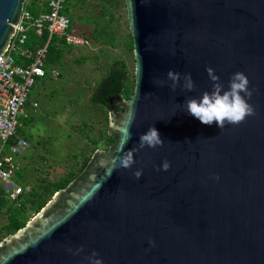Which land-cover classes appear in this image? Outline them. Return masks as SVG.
<instances>
[{
    "label": "water",
    "instance_id": "95a60500",
    "mask_svg": "<svg viewBox=\"0 0 264 264\" xmlns=\"http://www.w3.org/2000/svg\"><path fill=\"white\" fill-rule=\"evenodd\" d=\"M25 3L0 0V55ZM124 3L135 85L129 100H106L114 143L0 243V264H88L92 252L101 264H264V0ZM206 69L222 92L242 72L252 114L222 128L188 115L180 106L212 91ZM169 70L181 74L174 91ZM150 126L163 143L141 148Z\"/></svg>",
    "mask_w": 264,
    "mask_h": 264
},
{
    "label": "rangeland",
    "instance_id": "374dc122",
    "mask_svg": "<svg viewBox=\"0 0 264 264\" xmlns=\"http://www.w3.org/2000/svg\"><path fill=\"white\" fill-rule=\"evenodd\" d=\"M102 2L77 3L73 9L74 30L87 41L86 45L69 47L62 65L51 68L59 73L57 78L48 72L46 78L36 82L25 106L27 118L18 119L17 134L29 144L19 162L24 176L34 184L77 173L96 151L108 150L109 111L93 106L90 99L115 60L126 64L129 85H135L134 52L124 0H115V6L105 8ZM95 141L97 146L93 145ZM6 222V215H0V226Z\"/></svg>",
    "mask_w": 264,
    "mask_h": 264
},
{
    "label": "built area",
    "instance_id": "2783aa9c",
    "mask_svg": "<svg viewBox=\"0 0 264 264\" xmlns=\"http://www.w3.org/2000/svg\"><path fill=\"white\" fill-rule=\"evenodd\" d=\"M68 1L47 0L48 10L37 16L24 8L15 35L0 55V185L6 189L10 201H16L23 193L15 178L22 168L19 159L28 151L29 144L23 138L12 146L9 142L17 133L19 117L27 118L25 106L31 89L48 75L46 63L50 45L54 38L63 39L68 46L80 47L87 43L71 30V21L63 14ZM30 33L38 37L47 33L45 44L28 48ZM50 72L54 78L59 76L56 70Z\"/></svg>",
    "mask_w": 264,
    "mask_h": 264
},
{
    "label": "trees",
    "instance_id": "16d2710c",
    "mask_svg": "<svg viewBox=\"0 0 264 264\" xmlns=\"http://www.w3.org/2000/svg\"><path fill=\"white\" fill-rule=\"evenodd\" d=\"M80 1L81 0H69L66 5V9L63 12V14L71 21V26H73L71 28L72 31H75V16L73 14V9L76 8L77 3ZM102 1L101 5L103 8L115 6V0ZM41 4L44 6L41 7ZM26 8L34 16L48 10L46 2H41V0H27ZM77 35L82 37L80 34ZM47 36V33H45L42 37H38L34 33H30L27 47L34 48L43 46L47 40ZM130 39L131 49L133 50L131 35ZM69 47L70 46L66 45L63 39L54 38L50 45L46 69L49 70L54 66L62 65V61L66 53L70 52ZM133 91L134 86L131 87L128 82L126 64L123 61L115 60L107 70L105 77L99 82L95 93L90 99V102L93 106L105 110L108 106L106 103L107 99L119 97L124 100H129L133 95ZM17 133L15 137L10 140V146L14 145L19 139H21ZM106 135V142L110 147L114 143V140L107 132ZM97 144L98 143L95 141L93 145L97 146ZM90 159L91 157L83 162L79 172L68 173L64 177L53 182H48L44 179L38 184H34L30 180H27L23 174V170L21 169L15 178V182L17 185L22 186L23 193L16 201H10L6 189L3 185H0V215L5 214L7 217L6 224H2L0 226V243L25 228L26 225L51 201L57 192L65 189L84 170Z\"/></svg>",
    "mask_w": 264,
    "mask_h": 264
},
{
    "label": "clouds",
    "instance_id": "9594fccd",
    "mask_svg": "<svg viewBox=\"0 0 264 264\" xmlns=\"http://www.w3.org/2000/svg\"><path fill=\"white\" fill-rule=\"evenodd\" d=\"M206 71L212 81V91L210 93H203L199 99L186 100L180 107L188 115L197 119L201 124L212 125L215 122L218 128H222L225 122L235 125L243 121L246 116L252 114V108L245 99L246 97H251L252 93L248 89V80L242 72L237 71L233 73L229 78L227 90L222 92V85L219 83V78L213 75V70L206 69ZM165 79L172 82L169 87L174 91L177 82L181 80V74L169 70L166 73ZM182 79L183 89L189 92L192 91L194 81L192 80L191 74L184 73ZM155 82L158 86H163V82ZM147 95L149 94H145V96ZM138 139L139 147L141 148L145 146L155 148L163 143L158 131L153 126H150L144 133L140 134ZM132 164L133 159L131 153L121 160V166L124 168L130 167ZM168 168L169 164L165 161L162 163L160 170H167ZM134 175L138 179L141 173L137 171ZM215 179H218V177H215ZM149 244L152 245L151 240H149ZM67 251L76 255L82 251V247L76 249L75 252L71 248L67 249ZM96 256L97 253L92 252L85 259L88 261V264H101L99 259H93Z\"/></svg>",
    "mask_w": 264,
    "mask_h": 264
},
{
    "label": "crops",
    "instance_id": "0c3cea01",
    "mask_svg": "<svg viewBox=\"0 0 264 264\" xmlns=\"http://www.w3.org/2000/svg\"><path fill=\"white\" fill-rule=\"evenodd\" d=\"M42 2H46V4H47V0H43ZM41 5H43V4H41ZM52 70V69H51ZM54 70V69H53ZM48 72H50V69L48 70ZM34 105H35V103L33 104V107H34Z\"/></svg>",
    "mask_w": 264,
    "mask_h": 264
},
{
    "label": "flooded vegetation",
    "instance_id": "af4514ba",
    "mask_svg": "<svg viewBox=\"0 0 264 264\" xmlns=\"http://www.w3.org/2000/svg\"><path fill=\"white\" fill-rule=\"evenodd\" d=\"M110 106H111V105H108V106H107V110H108V111L110 110ZM111 107H112V106H111Z\"/></svg>",
    "mask_w": 264,
    "mask_h": 264
}]
</instances>
